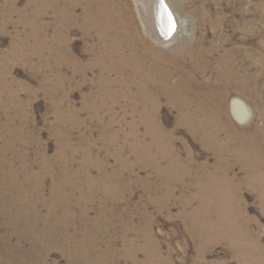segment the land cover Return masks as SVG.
<instances>
[{
	"label": "rangeland",
	"instance_id": "rangeland-1",
	"mask_svg": "<svg viewBox=\"0 0 264 264\" xmlns=\"http://www.w3.org/2000/svg\"><path fill=\"white\" fill-rule=\"evenodd\" d=\"M261 1L166 0L180 37L218 48L213 63L233 51L258 77L225 104L247 136L264 132ZM117 4L144 36L135 0ZM148 38L166 51L179 43ZM103 53L83 0H0V264H264V199L241 161L229 153L220 163L163 97L157 121L188 171L162 178L141 157L152 142L147 126L132 103L108 93L117 89L106 80L114 76L101 64ZM186 65L214 84L213 65L205 74ZM236 99L244 122L233 113ZM216 169L226 173L249 233L244 258L217 231L192 229L203 216L187 218L200 205L193 184Z\"/></svg>",
	"mask_w": 264,
	"mask_h": 264
},
{
	"label": "bare ground",
	"instance_id": "bare-ground-1",
	"mask_svg": "<svg viewBox=\"0 0 264 264\" xmlns=\"http://www.w3.org/2000/svg\"><path fill=\"white\" fill-rule=\"evenodd\" d=\"M83 3L87 24L97 32L99 47L104 52L101 64L114 76L106 80L113 83L117 91L108 93L114 96L115 102L125 98L132 103V114L140 117L151 135L152 142L142 148L141 157L162 178L173 172L183 175L188 171L157 121L160 99L167 98L177 108L181 123L218 154L220 163L229 153L241 161L247 171V179L256 182V188L264 199V132L257 131L254 136H247L236 129L228 118L225 105L231 93L243 94L249 79L258 77L249 76L247 67L236 61L233 51L226 50L213 63L209 61V55L212 51L218 52V48L206 50L202 48L201 41L193 46L189 39L180 37L175 13L166 0L163 4L161 0H135L144 36L139 34V29L127 16L129 10L118 7L117 0H83ZM259 7H264V0ZM148 37L164 47L175 41L179 43L166 51L150 43ZM186 56L189 62L178 60ZM259 60L264 66V54H260ZM186 64L201 74L213 65L216 68V83L208 85L200 82L186 70ZM238 99L232 106L233 113L239 122H244L243 105ZM162 162H165L164 166ZM211 172L202 173L193 184L200 205L187 218L191 221L193 217L203 216L205 223H194L192 229L208 235L217 231L220 236L228 238L235 251L244 258V252H250L251 242L229 195L228 177L220 169ZM260 251L263 255V250Z\"/></svg>",
	"mask_w": 264,
	"mask_h": 264
},
{
	"label": "snow or ice",
	"instance_id": "snow-or-ice-1",
	"mask_svg": "<svg viewBox=\"0 0 264 264\" xmlns=\"http://www.w3.org/2000/svg\"><path fill=\"white\" fill-rule=\"evenodd\" d=\"M161 4H163V0H161ZM164 7H165V9L167 8V6H166V5H164Z\"/></svg>",
	"mask_w": 264,
	"mask_h": 264
}]
</instances>
